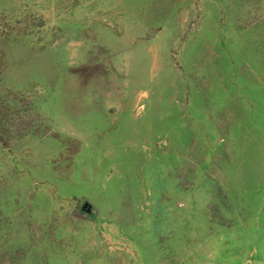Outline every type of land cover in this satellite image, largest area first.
Returning a JSON list of instances; mask_svg holds the SVG:
<instances>
[{"label": "rangeland", "instance_id": "374dc122", "mask_svg": "<svg viewBox=\"0 0 264 264\" xmlns=\"http://www.w3.org/2000/svg\"><path fill=\"white\" fill-rule=\"evenodd\" d=\"M0 264H264V0H0Z\"/></svg>", "mask_w": 264, "mask_h": 264}, {"label": "water", "instance_id": "95a60500", "mask_svg": "<svg viewBox=\"0 0 264 264\" xmlns=\"http://www.w3.org/2000/svg\"><path fill=\"white\" fill-rule=\"evenodd\" d=\"M84 206H85L89 211L92 209V206H91L88 202H86V203L84 204Z\"/></svg>", "mask_w": 264, "mask_h": 264}]
</instances>
